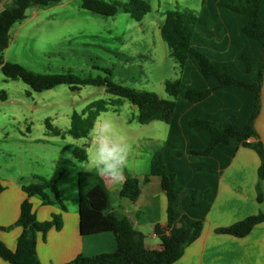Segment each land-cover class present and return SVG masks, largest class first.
<instances>
[{"label": "trees", "instance_id": "16d2710c", "mask_svg": "<svg viewBox=\"0 0 264 264\" xmlns=\"http://www.w3.org/2000/svg\"><path fill=\"white\" fill-rule=\"evenodd\" d=\"M63 0H0V66L3 75L21 80L35 92L67 85L72 91L83 86L104 87L110 95L129 100L138 110L141 124L164 122L169 132L163 147L154 153L150 173L145 177L160 180L167 195V225H157L159 249H150L145 235L127 219L109 213L110 191L102 177L93 172L79 174V215L81 234L112 232L117 249L93 257L78 256L66 264H174L188 246L199 239L218 193L222 172L240 147L254 150L261 161L257 200L264 201V142L255 128L262 110L264 84V0H202L198 13L172 10L161 27L162 39L178 63L181 78L167 81L165 90L172 100L157 94L125 86L108 77H80L72 72L40 74L4 60L13 26L27 18L33 7L45 8ZM82 8L102 16L120 11L141 22L151 12L144 0H80ZM129 60V59H128ZM109 103L100 99L82 113L74 112L65 132L75 139L89 135ZM57 134H61L59 130ZM76 162L87 160L86 149L75 148ZM126 181L121 198L136 202L141 195L140 179L125 169ZM27 199L20 207L15 224L22 229L16 249L10 250L0 240V259L10 264H41L37 239L53 228H63L61 215L40 222L30 203L38 197L45 206H66L56 181L36 176L22 186ZM5 188L0 184V194ZM264 222V213L249 216L233 225L220 227L217 234L237 238L248 236ZM2 228H0V232Z\"/></svg>", "mask_w": 264, "mask_h": 264}, {"label": "rangeland", "instance_id": "374dc122", "mask_svg": "<svg viewBox=\"0 0 264 264\" xmlns=\"http://www.w3.org/2000/svg\"><path fill=\"white\" fill-rule=\"evenodd\" d=\"M144 1L150 4L151 12L141 22L122 11L110 17L95 14L82 8L80 0L30 8L27 18L13 26L4 60L40 74L108 77L105 70H109L117 83L172 100L165 83L180 79L181 72L162 39L161 27L168 11L198 13L202 0ZM100 99L106 100L109 108L98 118L113 121L118 135L131 146L126 170L148 173L153 154L167 138L166 123H139V110L129 100L108 94L104 87L83 86L72 91L60 85L35 92L21 80L6 78L0 66V177L5 179L1 184L6 188L0 196V224L7 225L0 227L3 233L12 232L17 222L7 224L3 219L14 204L15 188L8 189V180L23 177L21 185H28L36 176L54 180L62 200L71 208L74 183L77 188L79 174L90 171L83 162L67 168V161L73 159L75 148L86 149V153L92 149V130L80 139L65 132L74 112L82 113ZM33 199L29 200L34 210Z\"/></svg>", "mask_w": 264, "mask_h": 264}, {"label": "crops", "instance_id": "0c3cea01", "mask_svg": "<svg viewBox=\"0 0 264 264\" xmlns=\"http://www.w3.org/2000/svg\"><path fill=\"white\" fill-rule=\"evenodd\" d=\"M2 9L3 4L0 2V12ZM261 98L262 110L255 128L264 142V84ZM260 164V158L254 150L245 147L238 149L230 165L222 172L217 197L207 215L201 236L186 248L184 255L174 264H264V222L255 226L244 238L215 232L217 228L227 227L249 216L264 213V201L259 203L257 200ZM149 173L150 171L142 174L132 172L140 179L141 195L136 202L121 198L119 193L123 185L109 181L112 184L107 186L108 189H112V193L108 212L119 219L129 220L137 230L144 233L148 248L159 249L161 241L155 233V227L167 225V195L161 187L159 178L151 177L146 181L145 177ZM23 180L21 177L20 180L6 181L8 189L14 187L15 191L14 204L11 203L10 212L6 211L4 223L13 224L17 221L21 204L28 197L22 189ZM1 181L5 179L0 177V184ZM33 181L32 177L29 182ZM75 184L73 187L75 201L71 208L63 201L66 211L60 206H45L40 198L33 197L34 211L40 222L50 221L55 214L63 218L61 230L53 228L45 236L38 235L37 254L41 264H66L80 255L93 257L113 253L117 249L116 238L112 232L88 236L81 234L79 184L77 183V188ZM262 189L264 192V184ZM5 191L6 188L0 196ZM5 226L7 225L3 222L0 224V227ZM21 233L22 229L19 227L7 234L1 231L0 240L14 251ZM0 264L10 263L0 259Z\"/></svg>", "mask_w": 264, "mask_h": 264}, {"label": "clouds", "instance_id": "9594fccd", "mask_svg": "<svg viewBox=\"0 0 264 264\" xmlns=\"http://www.w3.org/2000/svg\"><path fill=\"white\" fill-rule=\"evenodd\" d=\"M91 135L93 147L82 166L87 171H94L100 177L123 185L131 146L123 136L118 135L115 123L106 118H98Z\"/></svg>", "mask_w": 264, "mask_h": 264}]
</instances>
